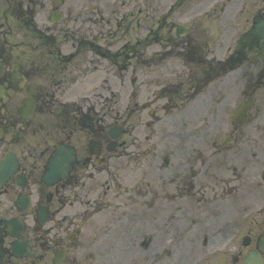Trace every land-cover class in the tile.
Returning a JSON list of instances; mask_svg holds the SVG:
<instances>
[{"label":"flooded vegetation","instance_id":"af4514ba","mask_svg":"<svg viewBox=\"0 0 264 264\" xmlns=\"http://www.w3.org/2000/svg\"><path fill=\"white\" fill-rule=\"evenodd\" d=\"M173 259L264 264V0H0V264Z\"/></svg>","mask_w":264,"mask_h":264},{"label":"rangeland","instance_id":"374dc122","mask_svg":"<svg viewBox=\"0 0 264 264\" xmlns=\"http://www.w3.org/2000/svg\"><path fill=\"white\" fill-rule=\"evenodd\" d=\"M125 184H127L128 185V180H126L125 181ZM219 220H217V225L219 226V224H220V222H218ZM217 226V227H218ZM216 227V228H217ZM212 230H214V229H212ZM216 233H217V237H216V239L218 240L217 241V245H218V247H220L221 246V244H222V242H223V238H224V230L221 228V227H218L217 228V231H216ZM194 241H193V244H194V246H196L197 247V242H196V240L195 239H193ZM185 242L186 243H188L189 242V240L188 239H186L185 240ZM176 244H178V243H176ZM198 248V247H197ZM169 249H171V247H169ZM217 252H218V250H217ZM197 253V249H192V254L195 256V254ZM194 258V257H193ZM169 260H170V258H169ZM193 260V259H192ZM192 262H190L189 264H191ZM168 264H178L176 261H175V259H173V261H171V262H169ZM179 264H182V263H179Z\"/></svg>","mask_w":264,"mask_h":264},{"label":"water","instance_id":"95a60500","mask_svg":"<svg viewBox=\"0 0 264 264\" xmlns=\"http://www.w3.org/2000/svg\"><path fill=\"white\" fill-rule=\"evenodd\" d=\"M54 165L57 166V161L56 160L54 161Z\"/></svg>","mask_w":264,"mask_h":264}]
</instances>
